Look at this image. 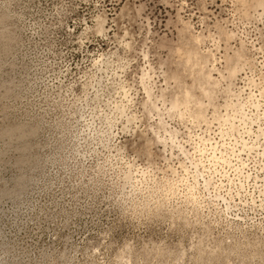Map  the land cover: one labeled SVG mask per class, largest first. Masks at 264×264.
<instances>
[{
	"label": "rangeland",
	"instance_id": "obj_1",
	"mask_svg": "<svg viewBox=\"0 0 264 264\" xmlns=\"http://www.w3.org/2000/svg\"><path fill=\"white\" fill-rule=\"evenodd\" d=\"M0 264H264V0H0Z\"/></svg>",
	"mask_w": 264,
	"mask_h": 264
}]
</instances>
